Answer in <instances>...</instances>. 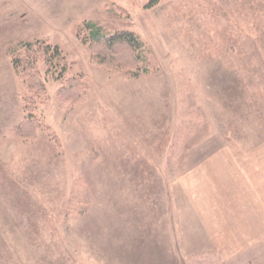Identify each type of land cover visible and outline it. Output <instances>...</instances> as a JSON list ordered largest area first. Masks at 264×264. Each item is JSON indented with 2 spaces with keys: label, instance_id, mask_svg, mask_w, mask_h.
<instances>
[{
  "label": "rangeland",
  "instance_id": "1",
  "mask_svg": "<svg viewBox=\"0 0 264 264\" xmlns=\"http://www.w3.org/2000/svg\"><path fill=\"white\" fill-rule=\"evenodd\" d=\"M87 22L132 32L143 60L96 64ZM24 44L44 89L14 72ZM263 140L264 0H0V264H238L261 226L229 239L223 193L246 179L264 215Z\"/></svg>",
  "mask_w": 264,
  "mask_h": 264
},
{
  "label": "trees",
  "instance_id": "2",
  "mask_svg": "<svg viewBox=\"0 0 264 264\" xmlns=\"http://www.w3.org/2000/svg\"><path fill=\"white\" fill-rule=\"evenodd\" d=\"M85 26L84 29L87 31L85 36L86 41H88L86 50L89 55H91L93 61L99 66L108 70H117L120 67H136L138 63L143 60V56L141 55L142 51L144 52L143 46L137 36L132 32L116 31L111 34H104L100 27L92 22L85 23ZM77 35L76 32V36ZM82 40L84 41L85 38H82ZM48 49L50 50V46L46 45L45 48H43V54H50V52H46ZM51 50L57 55L59 54V50L56 46L52 47ZM22 51L23 53L29 51L28 44H24L22 48H16L11 51L9 55L16 76L21 80L27 92H31L33 89H44L43 83L39 80L37 73L34 71L33 60L30 62L31 57L29 58L25 55V57H22ZM61 59L64 60L63 58ZM70 82H72V80H67V83L59 90V93L66 101L78 102L82 100L81 97L83 92L80 88L81 86H79V84L74 85L77 81H75L74 84ZM26 100L27 98L23 96L24 109H27L29 106ZM31 119L32 118L29 116H25L23 121L14 128V133L23 138L34 136L36 130Z\"/></svg>",
  "mask_w": 264,
  "mask_h": 264
},
{
  "label": "crops",
  "instance_id": "3",
  "mask_svg": "<svg viewBox=\"0 0 264 264\" xmlns=\"http://www.w3.org/2000/svg\"><path fill=\"white\" fill-rule=\"evenodd\" d=\"M257 146H258L257 148L258 155L255 156V162L257 165H259V170H257L255 175L257 174V176L261 178V175L264 174V140L260 142ZM218 147H221L219 151L224 149L223 144L219 145ZM233 153H231V155H233ZM249 155H250V151H247L244 149L242 150V157L243 156L249 157ZM228 156H229V153H228ZM228 159L229 160H226L227 163H232V164L234 163L231 157H228ZM245 180L246 179L244 178H238V179L234 178L229 183V185L234 184L235 188L227 187L226 189L229 190L228 193L226 192V189L224 190L223 202H225V204L223 206L224 209H222L220 213L221 214L224 213L223 222L224 223L228 222L227 226H229L228 229H230V231L227 232V234L229 236V239L237 237V235L239 234V231L245 228L247 223H252V220L256 222V225L253 222L252 227L256 226L259 229V226H261V230L257 231V234L251 233V234H255L256 237L253 242L252 240L249 241L248 252L247 251L242 252L241 251L242 249L240 251H236L231 256V260L233 262H236V261L240 262L238 264H241V262L242 264L244 263L264 264V215H262L263 211L261 212L260 209H257V210L248 209L249 207L248 204L250 203V200H248V197H243L244 194L242 192L244 191L243 187H247V185H245ZM220 181L222 182L223 180H220ZM225 194H226V198H225ZM244 209L245 211L248 210V214H246L243 211ZM206 221H207V224H206ZM199 222L201 224V226L199 224V228L206 229L209 226H211L212 221L207 216L204 217L203 215H201ZM219 229H221V226ZM251 234L247 233V236H250ZM229 239L226 244L230 243ZM251 254L253 257L251 256ZM244 257H247V259L245 260ZM226 260H228V258H226ZM224 261L225 260H223V262Z\"/></svg>",
  "mask_w": 264,
  "mask_h": 264
}]
</instances>
